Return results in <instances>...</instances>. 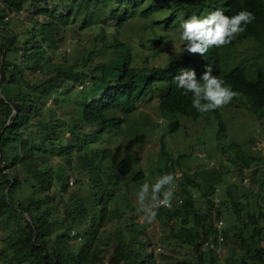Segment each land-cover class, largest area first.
Here are the masks:
<instances>
[{"label":"trees","instance_id":"16d2710c","mask_svg":"<svg viewBox=\"0 0 264 264\" xmlns=\"http://www.w3.org/2000/svg\"><path fill=\"white\" fill-rule=\"evenodd\" d=\"M38 1L0 0V217H9L11 224L19 227L16 235L10 234L4 239L0 264H101L105 248L100 244V236L105 223L114 218L118 219L115 236L119 244L111 264H158L159 257L165 256L157 252L159 246L143 240L144 226L134 221L133 216H126V210L119 206L127 193L113 173H107L105 180L95 168L96 163L91 164L92 169L85 160H80L77 167L82 165L91 175L88 180H81L80 194L73 191L64 199L61 194L67 192L69 173L62 162L52 166L50 157L62 152L69 160L74 152L94 142L99 131L102 134L120 129L126 116L149 95L152 99L158 97L160 110L168 115L193 119L205 116L209 121L210 111H197L192 106V94L177 88L173 79L180 69L188 68L195 69L199 79L207 64L212 66L213 75L222 78L236 92L228 104H234L237 95L243 96L242 103L249 105L258 118H264V0H69V15L73 18L82 15L84 27L91 26L95 19L101 23L117 21L125 26L135 16H153L152 31H156L154 25L168 31L179 26L182 17L186 19L193 13L204 16L217 8L227 15L247 9L255 17L230 43L213 46L203 56L184 52L173 57L167 65L151 64L148 56L144 60L139 58L140 54L128 42L115 40L106 43V49H99L110 54L109 59L93 63V57L87 54L76 68L75 62L69 66L52 64L47 50L42 47V41L48 42L50 47L57 45L61 33L59 22L49 19L43 23L32 20L24 24L25 21L10 17V13L23 14ZM50 1L55 5L53 9L48 4L42 8L47 16L60 11L58 3L61 0ZM4 28L9 34L1 37ZM154 35L156 38L150 49H158L166 39V34ZM246 41L254 43L256 52L254 56L243 58L234 51ZM77 81H86L89 89L87 87L81 95L68 122L56 111L63 110L66 104H71L72 98L79 99V96L69 94L70 90L66 89L52 93L57 91L58 85ZM50 98L54 102L53 116L46 109ZM215 112L221 131H226L218 109ZM87 125L96 131L87 130ZM178 125V120L170 123L172 130ZM230 145L241 162L248 167L253 165L254 158L241 152L236 142ZM106 155L107 150L98 151L101 162ZM235 156L231 159L233 163L237 162ZM113 166L116 167L114 173L120 176L132 171L129 158ZM172 166L175 170L177 164L173 162ZM217 172L209 173L211 178L202 188L204 209L197 207L196 199L186 190L188 185L184 182L180 183L186 194L184 203L159 207L156 218L170 229L177 226L186 230L185 242L200 253L198 264H207L209 258H216L214 251L229 234L240 241L243 257L264 264V225L261 224L264 212L258 218L247 212L253 228L249 239L243 230H224V204H230L240 219L249 206L234 197L231 187L227 188L230 201L225 198L221 204H216L213 195L220 183H212V179L218 182ZM142 177L143 173L139 172L134 179L139 181ZM248 182L249 178H244V183ZM35 191L47 197L36 199ZM17 192L23 197H17ZM119 193L121 200H117ZM220 220L223 221L221 229L216 225ZM74 231L78 236H72ZM208 236L215 242L209 256L200 252ZM77 237L81 243L72 249L70 240Z\"/></svg>","mask_w":264,"mask_h":264},{"label":"rangeland","instance_id":"374dc122","mask_svg":"<svg viewBox=\"0 0 264 264\" xmlns=\"http://www.w3.org/2000/svg\"><path fill=\"white\" fill-rule=\"evenodd\" d=\"M68 1L61 0L58 3L60 11L56 15L48 14L47 16L42 12V8L46 7V4L52 9L55 7L50 0L36 2L23 14L10 13L11 18L16 17V20L25 21L24 24H28L32 20L43 23L49 19L61 24V33L56 46L50 47L48 42L42 41V47L47 50L48 60L52 64L69 66L71 62H75L76 68L78 63L81 64V58L87 54L93 57V63L102 62L109 59L110 54L103 50L99 51V49H106L105 44L115 40L128 42L134 51L140 54L139 58L144 60L145 56H148L151 64L167 65L173 57L186 52L183 50L185 42L179 39L181 31L179 26L165 31L158 25H154L156 29L154 32L152 31L153 16L148 18L135 16L125 26H120L117 21L101 23L98 22L101 20L95 19L91 26L84 27L82 15H76L75 18L69 15L71 12ZM1 32V37L9 34L5 28ZM154 34H166V39L158 49L149 48L153 46L156 38ZM29 36H26L25 39ZM253 44L252 41L243 42L237 46L234 52L242 55L243 58L254 56L256 51ZM138 62L140 61L135 63ZM87 87L89 89L86 81L58 85L57 91L52 94L66 89L70 90L69 94H77L79 99L78 97L72 98L71 104H66L63 110L57 109V114L69 122L74 107L79 105L81 95L85 93ZM51 99L48 100L46 109L53 116L55 113L54 102ZM242 100L243 96L237 95L234 104L218 108L226 127V131L223 132L219 127V119L215 110L210 111L212 117L209 118V121L212 120L211 123L205 116L200 119L181 115L171 116L160 110L158 97L153 99L150 95L145 97L138 108L126 116L120 129H110L102 134L99 131L96 133L94 142L83 146L81 151L74 152L69 160L62 152L50 157L52 166H57L62 162L66 165V170L69 173L67 192L61 194L62 197L68 199L73 191L80 194L81 180H88L91 175L88 169L82 168V165L78 168L76 164L80 160H85V163L90 167H92L91 164L96 163L95 168L99 169L105 180L107 173H113V177L119 181L122 190L126 191L127 197L122 199L124 201L121 200L122 197L119 193L117 199L121 200L119 206L126 210V216H133L134 221L144 226L143 240L159 246L157 252L162 253L165 258L161 259L160 256L158 264H198L200 253L185 242L186 230L179 229L177 226L170 229L156 217L151 223L145 222L137 200V193L143 183L151 185L164 173L170 172L176 177L179 174L175 180L178 187L172 193L171 198L186 197L180 186V183L186 182L188 185L186 190L196 199L197 207L204 209L206 202L202 196V188L208 184L207 179L211 178L209 173L212 170H217L218 182L214 178L212 179V183H220L213 195L216 204H221L225 198L226 201H230V197L227 196V188L231 187L235 194L234 197L241 199L249 206L243 211V219H240L230 204H224L222 206L224 230L233 229L235 232L243 230L244 236L249 239L253 228L252 224H249L247 212L254 214L256 218L264 212V118H258L251 112L249 105L242 103ZM174 120H178L179 125L175 130H172L170 123ZM86 127L87 130L96 131L93 126L87 125ZM69 136L68 133L67 137L69 138ZM235 142L239 145L241 152L254 158L251 167H248L244 161L241 162L240 158L234 155V150L229 148L232 147L230 144ZM99 150L108 151V155L102 162L98 156ZM199 153H203L204 156L199 157ZM232 156H235L236 163L231 161ZM123 158L131 160L132 171L128 175L120 176L118 172L114 173L116 167L113 166V163L116 164ZM172 161L177 164L175 170ZM139 172H142L144 177L137 181L134 177ZM246 177L249 178L248 183H244ZM16 195L23 197L19 192ZM33 196L36 199H44L47 194L35 191ZM261 222L264 225V219H261ZM118 226V219L114 218L111 222L105 223L103 227L100 244L105 248V253L102 256L101 264H111L110 261L119 244L115 236ZM188 226H191V222ZM17 230L19 227L11 224L9 217H0V247L5 245L4 239L10 234L16 235ZM72 236H78L76 231L72 233ZM208 237L204 239L206 240ZM211 239L213 240V238ZM70 243L74 249L81 241L79 237L71 238ZM212 249L213 247H207L204 244L201 246L200 252L209 256L210 252H213ZM214 252L216 258H209L207 264H260L250 257H243L240 241L231 234L228 235L224 243L217 246Z\"/></svg>","mask_w":264,"mask_h":264},{"label":"clouds","instance_id":"9594fccd","mask_svg":"<svg viewBox=\"0 0 264 264\" xmlns=\"http://www.w3.org/2000/svg\"><path fill=\"white\" fill-rule=\"evenodd\" d=\"M254 18V14L247 9H241L232 15L225 14L220 8L204 16L193 13L186 19L181 18L179 39L185 42L184 51L203 56L213 46L220 47L230 43ZM173 79L177 88L192 94V106L202 113L227 105L236 95L222 78L212 74V66L209 64L205 65V70L199 79L195 69L192 68L180 69ZM198 155L204 156L203 153ZM176 179L177 177L169 172L160 175L151 185L143 183L140 186L137 200L145 222L151 223L157 215L158 208L161 205L168 206L170 199L175 203L178 202V197H183L171 198L176 187Z\"/></svg>","mask_w":264,"mask_h":264},{"label":"built area","instance_id":"2783aa9c","mask_svg":"<svg viewBox=\"0 0 264 264\" xmlns=\"http://www.w3.org/2000/svg\"><path fill=\"white\" fill-rule=\"evenodd\" d=\"M177 177H179V174H177ZM175 185H176V183H175ZM176 188V187H175ZM177 201L179 202V203H183L184 202V198L183 197H178L177 198ZM173 203H174V201L172 200V199H170V204L168 205V206H163V205H161L160 207H166V208H169V207H171L172 205H173ZM216 225L221 229V228H223L222 226H223V221L222 220H220V221H217L216 222ZM222 239V238H221ZM204 244H205V246H207V247H214V242H213V240L211 239V237H208L206 240H205V242H204Z\"/></svg>","mask_w":264,"mask_h":264}]
</instances>
